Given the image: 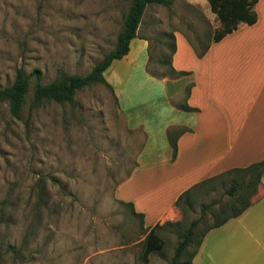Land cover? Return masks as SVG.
Returning <instances> with one entry per match:
<instances>
[{
  "label": "rangeland",
  "instance_id": "obj_1",
  "mask_svg": "<svg viewBox=\"0 0 264 264\" xmlns=\"http://www.w3.org/2000/svg\"><path fill=\"white\" fill-rule=\"evenodd\" d=\"M130 1L0 0V86L19 68L39 69L43 83L87 74L114 48ZM205 16L185 0L148 4L137 34L150 40V71L172 75L175 29L199 51L211 42L219 20ZM133 53L106 74L133 64ZM145 58L134 59L122 91L99 82L79 89L73 103L44 101L31 109L27 100L20 119L0 103V264H172L190 222L200 219L189 251L217 219L214 210L227 200L231 183L224 178L198 188L184 213L177 208L175 220L161 223L163 246L145 256L148 228L118 199L117 185L143 148V132L130 124L162 114L164 90L149 80Z\"/></svg>",
  "mask_w": 264,
  "mask_h": 264
},
{
  "label": "crops",
  "instance_id": "obj_2",
  "mask_svg": "<svg viewBox=\"0 0 264 264\" xmlns=\"http://www.w3.org/2000/svg\"><path fill=\"white\" fill-rule=\"evenodd\" d=\"M175 2L170 0L169 6ZM185 3L202 9L211 22V15L217 17L208 0ZM254 8V23H241L209 42L202 56L185 32L172 31L171 67L182 74L150 71V40L138 34L128 53L107 69L132 52L133 64L104 72L113 92L117 85L122 91L135 60L145 53L149 80L164 90L161 117L139 118L129 126L143 132V148L116 189L120 201L132 203L135 212L143 214L147 228L175 220V200L194 184L264 158V0H257ZM251 200L241 214L205 233L192 264H264V173Z\"/></svg>",
  "mask_w": 264,
  "mask_h": 264
},
{
  "label": "trees",
  "instance_id": "obj_3",
  "mask_svg": "<svg viewBox=\"0 0 264 264\" xmlns=\"http://www.w3.org/2000/svg\"><path fill=\"white\" fill-rule=\"evenodd\" d=\"M211 10L217 15L219 25L214 29L212 34L213 42L220 40L226 34L237 29L241 23L252 24L257 20L255 4L257 0H208ZM160 4L168 6L170 0H131L127 12L124 14L122 28L119 31L114 48L106 53L102 59L97 61L87 74H71L59 75L54 80L43 83L39 69L33 70L26 74L22 68L17 69L15 77L10 84L0 86V103H6L10 114L17 119L21 118L23 108L29 101L31 109L37 108L44 101H56L58 103H73L77 91L85 86L96 83H105L109 87V83L104 77L105 70L111 65L115 59H120L129 51L130 41L137 36V29L141 22L144 10L148 4ZM173 40V37L171 35ZM208 46V45H207ZM207 46L202 50H197V55L202 56ZM171 54L174 51L172 43ZM172 74H182L184 72H176L171 67ZM186 109L190 107L186 106ZM175 148L174 140L172 142ZM264 173V158L250 163L245 167H235L224 172L216 174L201 180L190 188L183 191L175 200L174 206L179 208L183 213L185 207L191 203L192 195L198 188H202L206 184H213L221 181L223 178L228 179L231 183L228 187V198L225 202L219 203L214 210L217 217L206 228H204L196 239V246L189 251L195 237V227L200 219L190 222L179 235V242L174 250L172 264L180 260L182 256H186L188 264H192L191 260L195 254L205 233L214 227L220 226L228 219L241 214L252 202L251 198L256 193L257 186L261 176ZM130 206L133 213L140 216L143 220V214L135 212L132 203L123 202ZM214 203L203 206V209L212 208ZM179 223V222H178ZM160 227L156 223L152 227H148V231L144 241V255L148 256L152 251L158 250L163 246V240L158 233Z\"/></svg>",
  "mask_w": 264,
  "mask_h": 264
}]
</instances>
